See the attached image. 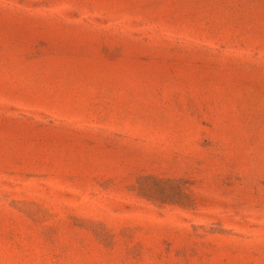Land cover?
Masks as SVG:
<instances>
[{"label": "rangeland", "instance_id": "rangeland-1", "mask_svg": "<svg viewBox=\"0 0 264 264\" xmlns=\"http://www.w3.org/2000/svg\"><path fill=\"white\" fill-rule=\"evenodd\" d=\"M0 264H264V0H0Z\"/></svg>", "mask_w": 264, "mask_h": 264}]
</instances>
